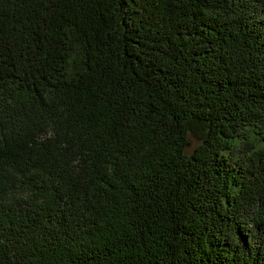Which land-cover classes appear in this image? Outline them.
I'll list each match as a JSON object with an SVG mask.
<instances>
[{"label":"trees","instance_id":"16d2710c","mask_svg":"<svg viewBox=\"0 0 264 264\" xmlns=\"http://www.w3.org/2000/svg\"><path fill=\"white\" fill-rule=\"evenodd\" d=\"M0 264H264V0H0Z\"/></svg>","mask_w":264,"mask_h":264},{"label":"rangeland","instance_id":"374dc122","mask_svg":"<svg viewBox=\"0 0 264 264\" xmlns=\"http://www.w3.org/2000/svg\"><path fill=\"white\" fill-rule=\"evenodd\" d=\"M192 144L194 145V144H196V141L192 138Z\"/></svg>","mask_w":264,"mask_h":264}]
</instances>
